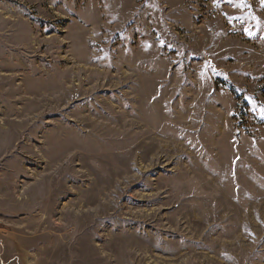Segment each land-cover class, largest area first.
I'll return each instance as SVG.
<instances>
[{
  "label": "rangeland",
  "instance_id": "rangeland-1",
  "mask_svg": "<svg viewBox=\"0 0 264 264\" xmlns=\"http://www.w3.org/2000/svg\"><path fill=\"white\" fill-rule=\"evenodd\" d=\"M0 264H264V0H0Z\"/></svg>",
  "mask_w": 264,
  "mask_h": 264
}]
</instances>
